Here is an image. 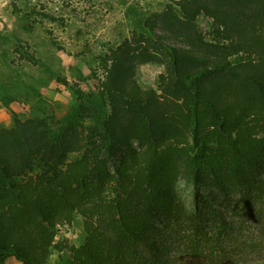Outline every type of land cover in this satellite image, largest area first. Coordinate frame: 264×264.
<instances>
[{"label":"trees","instance_id":"1","mask_svg":"<svg viewBox=\"0 0 264 264\" xmlns=\"http://www.w3.org/2000/svg\"><path fill=\"white\" fill-rule=\"evenodd\" d=\"M101 63L92 91L70 86L76 113L64 128H0V264L7 253L47 264L52 250L69 264H207L244 220H264V0L174 1L134 21ZM145 63L163 67L155 90L133 80ZM180 181L216 196L191 213ZM75 217L83 243L56 244L54 229Z\"/></svg>","mask_w":264,"mask_h":264},{"label":"rangeland","instance_id":"2","mask_svg":"<svg viewBox=\"0 0 264 264\" xmlns=\"http://www.w3.org/2000/svg\"><path fill=\"white\" fill-rule=\"evenodd\" d=\"M174 1L0 0V128L11 127L14 119H43L57 132L73 122L76 103L70 86L92 91V71L103 74L102 59L130 37L134 21L153 20ZM196 25L205 40L213 42L212 21L200 15ZM25 54L36 62L23 60ZM161 73L162 65L145 63L137 66L133 80L142 90H155ZM176 189L191 213L216 196L213 189L184 181L178 182ZM221 200L219 196L216 204ZM240 227L238 242L214 249L207 264L227 258L235 264H264V220H244ZM54 232L56 244L78 247L85 237L80 217H75L71 226H57ZM69 262L66 251L52 250L47 264ZM4 264L20 262L7 253Z\"/></svg>","mask_w":264,"mask_h":264}]
</instances>
